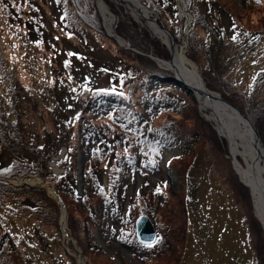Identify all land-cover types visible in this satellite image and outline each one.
<instances>
[{
    "label": "rangeland",
    "instance_id": "1",
    "mask_svg": "<svg viewBox=\"0 0 264 264\" xmlns=\"http://www.w3.org/2000/svg\"><path fill=\"white\" fill-rule=\"evenodd\" d=\"M94 1L97 8L99 0ZM103 1L110 14L114 15L111 31L98 8L100 26L97 19L94 27L74 23L71 7L75 6L71 0H62L67 10L65 19L69 18L70 28L63 21L62 3L59 4L56 0H0V62L8 76L5 83H8L10 75L14 79L13 87L19 106L13 112L5 100L3 104L6 112L11 114L8 115L9 118L17 115L20 123L18 133L30 147L46 146L47 150V147L57 146L59 152L64 153L67 148L54 142V137L59 132V121L68 116L73 118L79 112L86 120L92 119L95 114L86 110L84 103L94 88L108 90L107 76H116L115 73L126 68L129 60L133 59L134 56L128 57L126 51L122 53L118 50L122 45L115 37L123 42L124 40L113 29L116 16L112 6L131 15L140 25L146 22L155 40L167 49L168 57L162 60H172L169 41L160 39L153 25L142 16H134L135 13L130 11L127 3L121 0ZM116 1L123 3L126 8L117 5ZM199 1L206 6L201 7L202 13L205 18L208 16L211 23L210 27L206 20L204 26H199V41L204 45L205 52L198 47L196 53L192 51L195 57L193 59L186 41L184 42L185 37L179 42L174 41L176 47L188 61V67L196 70L209 93L222 97L223 92L233 90V85L237 91L247 90L264 69V0ZM150 10V16L158 20L157 13ZM141 18L142 22L139 20ZM110 33H115V37L112 38ZM134 50L138 51L136 48ZM150 59L175 77V71L165 66L166 63L158 62L152 57ZM88 79L92 82H88ZM206 82L212 83L213 87H209ZM5 87V84H0L6 99ZM215 87L220 91L213 89ZM164 88L168 93L182 96L185 106L178 113L171 111L172 114L163 108L154 117L155 121H152L158 126H167L172 122V129L178 125L182 130L191 129V149L163 150L158 159L159 168L153 166L148 170L141 165L138 176L131 177L127 188L125 187L126 197L121 216L123 222L120 225L111 223L114 228L108 222L103 229L91 226L93 243L100 249V253L84 250L77 239L69 234L70 238L63 235L61 225L68 229L65 204V223L55 201L57 209L52 206L50 209L51 213L57 214L46 216L49 220H45L42 226L38 225L39 221L37 224L30 218L27 212L16 213L15 210L20 206L13 205L6 209L5 213L16 225L20 237L25 233L23 240L35 241L46 250L47 253L42 255L39 264H79L80 259L84 264H255L258 262L257 257L263 256L264 243L261 236L264 238V227L254 210L249 187L241 180L232 164L227 141L219 137L192 91L185 94L174 86H164L162 89ZM258 88L264 89L261 85ZM262 98L264 102V96ZM258 108L256 111H242L249 113L264 147V122L262 117L257 116ZM101 109L103 111V106ZM202 121L215 134L199 128L198 123ZM98 126L106 132H109L108 128L112 130L109 126ZM210 139L218 144L219 153L215 151L217 154H213L214 150L209 148L210 145L213 146ZM71 143H75V140H71ZM109 145L113 148L109 153L112 161L116 145L113 141ZM11 150L10 145L6 147L0 144V167L10 164L14 155L31 156L24 148L18 153ZM200 151L208 156V163L201 162L197 165ZM50 153L51 150L48 149L42 155ZM84 161L83 154L77 150L75 174L80 192L84 188L81 176ZM47 163L51 166L52 176L57 177L62 172L56 163V157H48ZM191 164L193 169L189 171L187 178L186 170ZM108 169L107 166L101 180L106 187ZM31 175L41 178L32 173L28 176ZM47 180L46 178L44 181L48 183ZM15 181L17 180H9V183L15 185ZM32 186L43 187L39 182ZM45 194L53 198L46 189ZM23 196L26 197L27 193H23ZM72 205V222H83L87 213L81 212L73 203ZM142 214L150 218L155 228V240L147 244L158 242L153 247L140 246V241L136 238L135 220ZM250 216V221L253 220L254 224L249 223ZM161 244L162 247L158 248ZM165 246L166 250L156 253Z\"/></svg>",
    "mask_w": 264,
    "mask_h": 264
},
{
    "label": "trees",
    "instance_id": "2",
    "mask_svg": "<svg viewBox=\"0 0 264 264\" xmlns=\"http://www.w3.org/2000/svg\"><path fill=\"white\" fill-rule=\"evenodd\" d=\"M71 1L72 5L75 6L74 8L71 7L74 23L94 27L96 25H94V21L97 19L100 26L101 16L97 12L94 0ZM140 1L153 10L155 14L157 13L159 23L171 30L174 41L179 42L185 37L184 42L186 41L191 55L192 51L196 53L198 47H201L202 51L205 52L204 45L199 41V33L201 32L199 26H204L203 23L206 20H208L206 24L209 22L210 27L211 23L208 16L205 18V14L202 13L201 7L206 6L201 4L199 0ZM56 2L62 3L63 21L70 28L69 18L65 19L66 6L62 0H56ZM116 2L117 5L126 8L120 1ZM112 8L116 16L113 29L129 47H118V50H121L122 53L126 51L125 54L128 57H134L129 60L130 63L126 64V68L124 67L115 73L116 76H107L108 90L105 91L95 87L84 103L86 110L94 113L96 117L94 115L92 119L86 120L79 112L74 117L72 116L73 118L68 116L59 121V132L54 137V142L63 144L65 149L67 148L63 154L59 152L57 146L54 148L47 147V150L45 149L46 146L30 147L18 133L20 123L17 115L9 118L8 115L11 114L6 112V107L3 104V100H5L13 112L19 106L18 96L13 87L14 79L10 75L8 83H5L8 76L0 62V70L2 71L0 84L6 86V99L0 89V144L6 147L10 145L11 152L18 153L21 148H24L31 155H14L10 164L0 167V264H39L42 255L47 253L35 241L23 240L26 236L25 233L22 238L20 237L16 225L5 213L6 209L11 208L13 205L20 206L15 212L20 214H23L24 211L27 212L36 223L37 221L40 222L37 223L40 226L43 225L45 220H49V218H45L46 216L57 214V212L51 213L50 209V206L57 209V203L53 198L46 196L43 187L32 186L27 183L14 185L9 183V180L27 178L31 173L44 177L45 181L47 178L48 184L56 190L67 207V233L72 238L77 239L84 250L88 251L90 249L100 253V249L93 243L91 226L94 225L96 229H103L108 222V225L114 228L111 223L120 225L123 222L121 216L123 202L126 197L125 187L127 188L131 177L138 176L141 165L148 170H151L153 166L159 168L158 159L161 157L163 150L181 148L182 151H186L191 149L193 140V137L189 136L190 132H193L191 129L182 130L179 125L172 129V122L168 123L167 126H158L153 122L155 121L154 117L163 108H166L172 114L171 111L178 113L185 106V99L182 96L176 93H168L165 88L162 89L164 86L177 87L183 90L185 94H189L191 91L170 73L157 66L154 60L150 59L151 56L167 59L168 52L164 45L155 40L146 22L140 25L134 18V20L132 19L131 15L113 6ZM187 13L191 14L189 22H187ZM184 27H187V32ZM132 48H136L138 51ZM192 58L195 57L192 55ZM88 82H92V80L88 79ZM259 85L264 88V69L247 90L239 89L237 91L236 86L233 85L231 86L232 91H222V97L228 99L241 110L252 109L256 111L259 107L257 116L262 117L264 122V102L262 101L264 89H259ZM209 87H213L212 83L209 84ZM213 89L218 90L217 87ZM136 95H138V98H136ZM192 98L194 99L193 96ZM101 106H103V111ZM202 123H198L199 128H204L215 134L206 122L202 121ZM99 124L105 125L107 128L109 126L112 130L108 128L109 132H106L105 129L98 126ZM71 140H75V143H71ZM210 140L213 146L210 145L209 148L214 150L213 154H217L215 151L219 153L218 144L213 139ZM110 141H113L116 145L112 161L109 157V153L113 149L109 145ZM203 141L205 142V139ZM48 149L51 150V153L42 155L43 151H48ZM77 150L83 154V159H85L81 166L84 185L81 192L77 187L75 174ZM50 156L57 157L56 163L62 169L57 177L50 174L51 166L47 163ZM198 157L197 165L206 162L208 159V156L203 155V153L199 154ZM107 166L109 169L106 187L101 183V180ZM192 169L191 164L186 170L187 178L189 177V171ZM108 180L110 184H108ZM232 186L234 189L236 188L235 185ZM23 193H27V196L24 197ZM72 203L79 207L81 212L87 213V217L83 222L78 224L72 222ZM107 218L110 220H107ZM250 218L251 216L248 217L249 223L254 224L252 219L250 221ZM127 234L129 233L127 232ZM261 238L264 243V238L262 236ZM156 243L158 244V242ZM156 243L147 245L140 242L139 245L153 247ZM162 245L158 248H161ZM163 250H166V246L156 251V253L158 254ZM258 257V262L255 264H258L259 261L264 264V251L263 256Z\"/></svg>",
    "mask_w": 264,
    "mask_h": 264
},
{
    "label": "bare ground",
    "instance_id": "3",
    "mask_svg": "<svg viewBox=\"0 0 264 264\" xmlns=\"http://www.w3.org/2000/svg\"><path fill=\"white\" fill-rule=\"evenodd\" d=\"M127 1L132 5L129 6L127 4L131 9L130 11L136 14L134 16L140 18L142 14H147L145 13V9L136 0ZM97 7L109 27L108 30H110L113 16L108 11L103 0H99ZM139 20L142 22V18ZM148 22L150 25L154 24L152 21ZM155 28L160 39L168 42L169 38L167 35L157 26ZM168 44L172 50V60H167L165 66L172 68L182 80L194 88V94L197 96L199 104L204 109L207 118L209 121H212L219 137L227 141L228 154L232 159V164L241 180L249 187L253 198L254 210L262 222V227H264V148L259 153L255 145L252 144L251 138L248 135L247 120L249 121V119L235 113L220 98H217L215 94L209 93L202 79L197 75L196 70L188 67V61L176 47L175 43L171 44L169 41ZM202 89L206 94L200 92ZM201 112L203 111L201 110ZM250 126L251 132L249 131V134H253L256 137L255 131L252 130V125Z\"/></svg>",
    "mask_w": 264,
    "mask_h": 264
},
{
    "label": "water",
    "instance_id": "4",
    "mask_svg": "<svg viewBox=\"0 0 264 264\" xmlns=\"http://www.w3.org/2000/svg\"><path fill=\"white\" fill-rule=\"evenodd\" d=\"M122 1L127 3L129 6H132L131 3L128 2L127 0H122ZM136 1L145 9V13H147L146 15H144V14L141 15L144 18V20L154 22L153 26L154 27L157 26L161 31H163L167 35V37L169 38L170 43L173 44L174 43V39L172 37V34H171L170 30L167 29L166 27H164L163 25H161L155 17L150 16L149 9L140 0H136ZM98 10H99V8H98ZM112 16H113L112 18H114V15H112ZM190 19H191V14L188 13V20L187 21L189 22ZM185 31H187V28H186ZM114 34L115 33H113V34L110 33L109 35H111V37H115ZM115 40L120 45L124 46L125 48H129L122 40L118 39L117 37H115ZM169 51H170V54H171V51H172L171 48H169ZM151 57L153 59H155L156 61H158V62L167 63V60H162V59L154 57V56H151ZM173 73H174L175 79L177 81L183 83L186 87H188V89L190 91H192L194 93L195 90H194L193 87L190 86V84H188L186 81L182 80L178 76V74L176 72H173ZM200 92L206 94L203 89L200 90ZM216 96H217V98H220L221 101L224 102L235 113H237L239 115H242L243 117L249 119V121L247 120L248 135L251 138L252 144L255 145V147L257 148L258 152L260 153L261 149L264 148V147L262 146L261 140L259 139V137L257 135L255 127H254V125L252 123L251 117L249 116V113L247 111H242V110L238 109L230 101H228L226 99H223L220 95H216ZM208 97H210V96H208ZM196 98H197V96H196ZM250 125H252V130L255 131L256 137H254L253 134H249V131L251 132V126ZM63 150H65V149H63ZM53 166H55V163L53 164ZM54 168L56 169V167H54ZM36 182H39L41 184V186H43L47 190V192L58 203L60 211H61V214H62L61 215L62 220L65 223L66 211H65L64 203H63L60 195L56 192V190L52 186H50L48 183H46L42 177L40 178V177L31 175V176H29L27 178H23L22 180L20 179V180L15 181L16 184L27 183V184H30V185L31 184L33 185ZM61 231H62L64 236H67V237L70 238V236L68 235L64 225H61ZM135 234H136L137 239L143 244H149V243H152L155 240L156 231H155V228H154L150 218L147 215L142 214V215L138 216L137 219L135 220ZM73 244L77 248L75 241H73ZM79 264H84L81 259H80Z\"/></svg>",
    "mask_w": 264,
    "mask_h": 264
}]
</instances>
